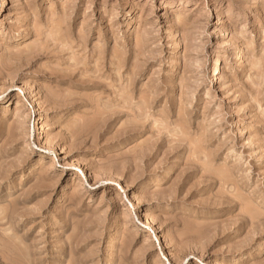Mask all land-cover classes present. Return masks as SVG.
Here are the masks:
<instances>
[{
    "label": "rangeland",
    "instance_id": "obj_1",
    "mask_svg": "<svg viewBox=\"0 0 264 264\" xmlns=\"http://www.w3.org/2000/svg\"><path fill=\"white\" fill-rule=\"evenodd\" d=\"M0 264H264V0H0Z\"/></svg>",
    "mask_w": 264,
    "mask_h": 264
},
{
    "label": "bare ground",
    "instance_id": "obj_2",
    "mask_svg": "<svg viewBox=\"0 0 264 264\" xmlns=\"http://www.w3.org/2000/svg\"><path fill=\"white\" fill-rule=\"evenodd\" d=\"M219 22L220 23H222V21H220L219 20ZM237 49H239V48H237ZM238 51V50H237ZM241 54V53H240ZM240 55H238L237 56V59L236 60H239V57ZM213 72V75L211 76V78L212 79H217L218 78V76L220 75V57H219V55H215V58L213 59V61H212V64H211V70H210V74ZM210 76V75H209ZM31 112H30V114L32 115V114H35V113H37L38 111H39V109H37V107L36 106H34V105H32L31 107ZM110 242V246H111V244L113 245L114 244V239H112L111 241H109ZM116 243V242H115ZM112 247V246H111ZM108 250V249H107Z\"/></svg>",
    "mask_w": 264,
    "mask_h": 264
}]
</instances>
